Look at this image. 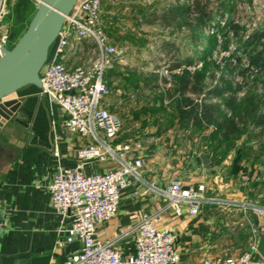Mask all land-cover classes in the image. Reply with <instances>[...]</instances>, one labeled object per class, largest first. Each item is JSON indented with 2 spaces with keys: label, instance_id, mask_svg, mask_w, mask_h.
<instances>
[{
  "label": "crops",
  "instance_id": "0c3cea01",
  "mask_svg": "<svg viewBox=\"0 0 264 264\" xmlns=\"http://www.w3.org/2000/svg\"><path fill=\"white\" fill-rule=\"evenodd\" d=\"M171 2L103 3L100 23L118 51L141 52L163 36L164 27L158 20ZM93 51L94 46L85 43L68 66L89 65ZM112 75L108 77L107 73L111 85ZM112 87L113 95L104 103L123 123L118 141L144 140L141 156L145 166L142 182L121 193L117 215L98 227L95 239L115 241L122 257L127 259L134 252L135 226L144 219H152L160 229H169L177 235L178 264H202L205 259L216 261L249 251L253 236L241 213L207 204L197 217L185 210L177 215L163 196L149 190L151 186L166 188L176 179L184 185H205L207 196L243 195L241 189L239 194L235 191L237 179L227 176V163L211 168L203 165L201 154L212 159L203 141L205 132L199 134L191 125H180L174 109L170 112V124L154 123L156 119L150 115L153 109L129 108L132 98L128 85L114 80ZM10 100H20L21 105L10 136L18 151L0 152V264H68L79 245L65 243L71 218L54 211L48 187L58 169L76 165L77 150L89 141L66 130V114L43 97L41 89L26 87ZM114 168L113 162L94 161L84 165L83 173L101 174ZM217 176H222L228 185L223 191L214 182ZM255 225L264 232V220H255ZM252 264H264L258 252L253 254Z\"/></svg>",
  "mask_w": 264,
  "mask_h": 264
},
{
  "label": "built area",
  "instance_id": "2783aa9c",
  "mask_svg": "<svg viewBox=\"0 0 264 264\" xmlns=\"http://www.w3.org/2000/svg\"><path fill=\"white\" fill-rule=\"evenodd\" d=\"M119 0H79L66 18L53 60L41 72V95L57 104L66 114V130L89 142L76 152V165L60 168L52 176L49 193L54 211L69 216L65 243L79 245L68 264H178L177 235L160 229L152 219L135 226L133 254L124 259L115 241L95 239L98 227L117 215L121 193L142 182L145 160L141 156L145 141L130 139L119 142L122 121L106 108L104 101L113 95L106 74L120 59L121 52L111 43L100 23L103 3ZM6 0H0V57L1 50L13 46L12 35L4 23ZM85 43L94 46V58L89 65L70 67L68 63L82 50ZM94 161L113 162L116 168L106 173L86 175L83 167ZM237 194L222 198L207 196L205 185H184L172 180L166 188L151 186L150 191L163 196L177 215L186 211L197 217L207 204L221 205L237 211L252 233L249 251L237 257L202 264H252L257 253L259 235L264 233L255 220H264V167H257L237 178Z\"/></svg>",
  "mask_w": 264,
  "mask_h": 264
},
{
  "label": "trees",
  "instance_id": "16d2710c",
  "mask_svg": "<svg viewBox=\"0 0 264 264\" xmlns=\"http://www.w3.org/2000/svg\"><path fill=\"white\" fill-rule=\"evenodd\" d=\"M171 1L170 7L164 12L158 23L164 29H170V35L175 34L173 31L187 29L188 34L184 39L189 40L195 49L193 55L189 56L182 54L175 39H170L168 43H161L160 51L166 57V61H164L166 76L154 72L150 79H145L144 84L147 86L153 84L151 86L152 92L156 98H160L162 103L173 101L175 116L180 125H191L199 134L205 132L203 133V141L211 152L214 166H221L242 136H249L252 139L264 137V111L262 109L264 96L251 94L238 101L230 83L224 80H221V87L217 85L208 88L206 81L209 78L215 79V77L214 75L208 77L205 73L206 69H197L196 50L206 39L204 31L213 27V29L231 35L242 47V56L236 60L241 63L242 59L245 58L247 61V67L242 71V75L247 72L264 74V31H256L246 38L245 34L242 35L245 28L232 21L230 17L225 20L222 26L220 20L222 21L226 14L228 16L236 14L235 6H227L226 3H220L212 9L209 0ZM229 1L234 3L233 1L236 0ZM26 2L23 0L19 7V14L21 15L24 13ZM172 28L176 30L171 32ZM211 41L213 47L218 43L215 37ZM227 49L226 44L224 50ZM206 57L205 54L204 58ZM216 66L220 68L219 64ZM106 80L108 85L113 88L107 74ZM161 84L170 87L164 89L163 93L156 94V91L160 90ZM228 92L232 94L228 99H225L224 96ZM214 99H222L230 115H226L221 110L219 103L212 102ZM243 152H245L244 147L238 155L241 156ZM260 155L264 156V145L260 148ZM241 161V157L234 158L231 166L226 170L227 176L238 178Z\"/></svg>",
  "mask_w": 264,
  "mask_h": 264
},
{
  "label": "rangeland",
  "instance_id": "374dc122",
  "mask_svg": "<svg viewBox=\"0 0 264 264\" xmlns=\"http://www.w3.org/2000/svg\"><path fill=\"white\" fill-rule=\"evenodd\" d=\"M26 7L24 13L19 14V7L23 0H6V14L4 17V23L7 25L8 31L15 35V40L12 41L13 45L15 41L20 38V36L25 32L30 20L36 12L39 6L38 0H26ZM211 7H216L220 3H226L227 6H235L236 14H231L224 16V19L220 24L223 23L227 18H231L232 21L239 23L240 26L245 28L242 35H246V38L250 35L256 33V31H264V0H236L231 3L229 0H209ZM213 25V23H212ZM176 30L171 29V32ZM170 29H164L163 36L160 39H156L148 45V49L137 52H121V57L117 60L112 68L108 70V77L111 74V80L114 78L115 81L119 80L124 82L130 87L129 94L131 96V101L129 108L137 109L143 106L147 109H153L151 112L154 123H160L163 125H168L172 122V116L170 112L173 110V101H162L160 98H156V95L152 92V85L147 86L144 84L145 79H150L151 75L155 72L160 73L162 76L165 74V63L166 57L164 53L160 51L161 43H168L170 39H175L177 45L180 47L182 54L193 55V50L195 47L192 43L184 39L188 34L187 29H182L181 31H173V35L169 34ZM157 32V31H156ZM214 32V34H213ZM206 39L197 47L196 53V63L198 64V70H204L206 75H214L215 79H208L206 81V86L212 88L215 86H222L221 80L230 83L232 91L235 92L238 101H241L248 95H258L264 96V74H257L247 72L242 75V71L247 67V61L245 58L239 63L237 58L241 57L242 50L238 41L231 35L225 32H220L213 27L207 28L204 31ZM171 37V38H170ZM215 37L218 41L217 45L213 47V42L211 39ZM227 44L228 49L224 50V46ZM92 59L94 58V53L91 52ZM206 54V58H204ZM91 55L87 56V59ZM225 58V59H224ZM227 59V60H226ZM220 65L217 68L216 64ZM114 80L112 85L114 86ZM160 90L156 91V94L163 93L164 89H168L170 86H165L161 84ZM231 92H228L224 98L228 99L231 96ZM136 101V102H135ZM135 102V104H134ZM212 102L219 103L221 105V110L226 114L230 115L229 110L225 108L222 99H214ZM153 104V106H150ZM155 109V110H154ZM264 111V105L262 107ZM148 117V116H147ZM209 133V132H208ZM264 145V137L262 138H250L249 136H242L234 147L229 157L223 161V164H228L230 167L234 158H240L241 170L240 174L248 172V170L253 169V167L262 168L264 167V156L260 155V148ZM244 147L242 155H238L240 150Z\"/></svg>",
  "mask_w": 264,
  "mask_h": 264
},
{
  "label": "water",
  "instance_id": "95a60500",
  "mask_svg": "<svg viewBox=\"0 0 264 264\" xmlns=\"http://www.w3.org/2000/svg\"><path fill=\"white\" fill-rule=\"evenodd\" d=\"M39 6L30 20L25 32L11 48H3L0 57V152L4 149L18 151L12 146L10 136L20 100H10L20 90L34 86L41 89V72L56 53L60 32L66 18L71 14L79 0H38ZM10 39L15 40V35ZM205 167L214 166V160L200 155ZM220 191L228 185L222 176L214 179ZM257 252L264 259V233L259 235Z\"/></svg>",
  "mask_w": 264,
  "mask_h": 264
}]
</instances>
